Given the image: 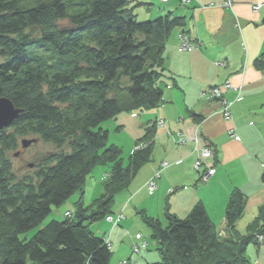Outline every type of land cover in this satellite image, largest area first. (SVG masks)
Here are the masks:
<instances>
[{"label": "trees", "instance_id": "obj_1", "mask_svg": "<svg viewBox=\"0 0 264 264\" xmlns=\"http://www.w3.org/2000/svg\"><path fill=\"white\" fill-rule=\"evenodd\" d=\"M140 5L131 0H0V98L21 111L0 131V264H110L107 241L88 226L113 213L115 194L151 161L156 131L155 124L145 126L136 141L143 148L124 161L121 149L107 144L101 124L162 103L163 52L172 32L186 25L183 16L169 12L138 22L134 12ZM253 63L264 73V47ZM27 135L59 152L41 161L36 181L29 176L17 181L4 156ZM103 164L111 168L100 198L89 206L80 198L61 221L20 239L38 228L52 207L82 194L88 174ZM260 180L264 186V168ZM246 201L244 193L232 189L223 235L203 204L180 219L166 209L165 226L142 212L160 259L145 264H252L244 254L249 243L264 239V204L241 235L236 227Z\"/></svg>", "mask_w": 264, "mask_h": 264}, {"label": "crops", "instance_id": "obj_2", "mask_svg": "<svg viewBox=\"0 0 264 264\" xmlns=\"http://www.w3.org/2000/svg\"><path fill=\"white\" fill-rule=\"evenodd\" d=\"M131 1L144 4L138 6L137 11H141L147 20L169 12L183 16L186 25L172 32L163 52L162 103L143 115L140 113L143 122L139 124L140 130L135 129L132 150L144 135L145 126L155 124L152 161L150 166L144 165L138 170L127 187L128 198L124 197L120 208H115L112 213L122 212L125 219L120 225L127 230L123 232L120 225L116 228L109 225L103 230L102 236L110 241L112 252L127 243L128 236L131 246H137L141 241L148 248L141 232L138 233L140 240L135 239L138 234L133 236L131 232L137 212H144L163 225L166 209L180 219L187 217L195 205L203 204L220 234L232 189H238L247 199L252 198L253 210L264 204L261 174L255 180H249L256 168H264V73L257 71L253 63L264 47V4L256 13L250 9L251 5L264 3V0H233L231 9L223 8L224 0H190L187 7L180 5L179 0H168L167 3ZM182 32L197 46L194 50H177L178 36ZM227 82L241 89V100L236 101L238 95L233 90L223 94L231 106V118L224 120L219 101L201 96ZM135 117L132 113L131 118ZM257 118L261 121H255ZM231 129L237 140L228 135ZM203 147L212 151L206 166L212 165L216 171L208 183L198 180L193 170L198 149ZM163 162L168 165L157 179L156 191L151 196L146 182L154 177ZM68 209L70 207L63 212ZM217 220L220 225L215 223ZM117 239L121 246L114 244ZM255 247L249 252L251 263L264 264V245L256 244ZM144 256V264L159 261L150 252ZM124 260L128 264H141L130 254L113 264L118 261L123 264Z\"/></svg>", "mask_w": 264, "mask_h": 264}, {"label": "rangeland", "instance_id": "obj_3", "mask_svg": "<svg viewBox=\"0 0 264 264\" xmlns=\"http://www.w3.org/2000/svg\"><path fill=\"white\" fill-rule=\"evenodd\" d=\"M167 1L168 0H165L163 3H167ZM178 2L183 7H187V5H189V3L191 1L190 0H179ZM263 4L264 3H256L255 5H251L250 9L252 10V12L256 13ZM232 5H233V0H224V3L222 6H223V8L225 7V8L231 9ZM137 10H138V8L135 9L134 14L138 15L137 16L138 22L139 21H150V20H152V19L147 20V18H144V14H142L141 11H137ZM64 24H65V22H64ZM179 35L182 36V35H185V33L182 32ZM186 36L188 37V39L190 41L189 36L187 34H186ZM192 45L194 46V49L197 47L195 44H192ZM194 49H192V50H194ZM177 50L179 51V44L177 45ZM192 50H189V51H192ZM1 62H2V60H0V63ZM224 85H225V87H224ZM218 87H221V89H222L220 91V93H221L220 96H222V98L218 99L220 107H221L220 115H221V117L224 118V120H229L231 118L230 117V107L231 106H230V103H228L224 99L223 94L228 92L229 90H233L238 95V98L236 99V101H239V99L241 100V97L239 95L241 89L239 87L235 88L234 86L230 85L229 82L224 83L223 85L218 86ZM214 88H217V87H214ZM201 97H204L205 99H207V98L210 99V97H207V94L205 96H201ZM224 109H226V110H224ZM147 112H149V110L148 111L145 110L143 112H133V113H135V116H136L133 119L131 118L132 113L123 112L121 115L117 116L115 119H111V120L106 121V122L101 124V127L104 130H106L108 133L107 144L108 145L114 144V145L118 146L121 149V152H122L121 154H122V158L124 161H126L128 156L131 154L130 152L133 148L132 145H134V141H135V139H134L135 129H139V130L141 129V128H138L139 124H141L143 122L141 115H143V113H147ZM225 112H226V115H225ZM140 113H141V115H140ZM120 116H121V119H120ZM260 118H257L255 121L260 122L261 121ZM228 135H230L235 140L238 139V138H236L233 129L229 130ZM193 140H195V138H193ZM22 141H24V142L29 141L30 143L25 148L22 146V143H21ZM195 142H197V140ZM140 146L136 147V145H135L134 149L135 148L136 149H138V148L142 149L143 147H140ZM203 148H206V147H203ZM134 149L132 150V152L134 151ZM201 149L202 148L198 149V154H197V157H196L195 162L193 164V170H194V172L197 173L198 180H201L205 183H208L210 177L205 178L203 180V176H205V174L210 169L214 171L213 173L209 174L210 176H213L216 172L215 169L212 167V165H210L209 167L206 166V160H209V158L212 157V151L210 149L206 148L210 153L209 157L208 158H202L203 156L201 154V152H202ZM62 150L65 152H68V147L63 146ZM56 152H59V151L54 145H52L50 143H48V144L43 143L38 137H36L34 135H27V137L18 138L16 150L6 152L4 157H5V159H8L10 161L11 167H12L11 168L12 174L17 181L23 177H28V176L31 177L32 179H34V181H36L35 175H36L37 171L39 170L38 167H39V164L41 163V161L44 160L45 158H47V156H49V154L56 153ZM263 156H262V158H263ZM151 161H152V159H151ZM199 161H201V163L203 162V164L200 165L201 167L199 166L198 170H196L195 165ZM149 162H147L144 167L150 166ZM163 163H166V162H163ZM261 163H262V161H261ZM166 164L168 165V163H166ZM110 168L111 167L108 164L95 166L87 176V179L83 185L82 194H80V192H76L69 198L70 200L67 203H65L62 207H59V208L52 207L51 214L43 220L41 225L38 226V228L31 229V231L27 232L26 234H21L20 239L31 238V236L37 230L41 229V227L50 223L52 220L61 221L62 216L60 215V213L62 214V212L64 211L63 209L72 207L73 202L79 200L80 198H82V204L84 206H89V205L93 204L94 201L96 199L100 198L101 194H103L102 183H103L107 173L110 171ZM260 169L256 168V170H254V172H252L249 180L253 181L258 177V175L262 174L263 169H261V170ZM163 170L164 169H161V165H160L159 169L156 170V172L159 173V176L157 177V179H159L161 177V174H162L161 172ZM156 172L154 174H156ZM157 179H156V181H157ZM156 181H155V183H156ZM156 188H157V186H156ZM147 191H148L149 195L154 196V192L156 190L153 193H149V189L147 186ZM126 196H127V188H125L124 190L115 194V199H114V202L111 206L112 212L114 211L115 208H118V209L120 208L119 205H120L122 199L124 197L126 199L128 198ZM251 199H249V198L247 199V201H246L247 204H246V207L243 211L244 214L242 215L240 220L237 222L238 224H237L236 228H237V231L239 232V234H241V235H244V233H246L245 232L246 225H248L249 222H251L258 213L256 209L253 210L254 207L251 206L253 201ZM72 211H73V209L71 210V212ZM108 217L113 218V221H111V222L108 221L107 220ZM134 217L136 219L133 221V225H132L133 228H132L131 232L134 233L133 236H135V234H138L141 232L142 238L145 241H147V243H148V248H147V244H145L144 242H141V241H139L140 243L138 242L139 244L137 246H131V240L129 239V236L127 238L128 242L122 243V246L120 245V239H117V242H115L114 244L120 245L121 248L119 250H117L116 248L113 250L112 255L110 257V264L116 263L118 258L123 260V258H126L128 256V254L135 257L137 261L141 262V264H144V262H145V260H144L145 256L144 255H146L149 252L151 254H155L158 257V254L156 251V243L152 238H150L151 228L145 224L143 217H142V212H137V214H135ZM116 219L118 221L116 223H114L116 221ZM124 219L125 218H124L122 212H119L115 215H113V214L107 215V216H105V220L96 221V222L90 224L88 226V230H90L94 235L96 234L97 236L101 237L103 235V232H104L103 230L105 229V227H110L109 225H111V228H116L117 226H119L121 224V222ZM129 222H131V221H129ZM215 223L217 225H220L219 220H217ZM107 224H108V226H107ZM165 224H166V221L163 223V226H165ZM126 225H127V223H126ZM122 227H124V226H122ZM119 228L121 230H123V228H121V225ZM124 228H125L124 230H127L126 227H124ZM107 229L109 232L110 229L109 228H107ZM124 230H123V232H125ZM123 235H124V233H123ZM258 238H260V237H258ZM135 239L140 240L141 239L140 234L135 236ZM105 240L107 241L108 249L109 248L111 249L110 241L107 239H105ZM257 240L259 241V239H257ZM142 248H144V250L141 252L142 254L140 255L139 253H140ZM251 249L254 250V249H256V247L254 244L249 243V245H247V247H246L244 255L249 257L250 256L249 252ZM127 251H128V253H127ZM158 259H159V257H158ZM126 262L127 261L124 260L123 264H128ZM118 264H119V261H118Z\"/></svg>", "mask_w": 264, "mask_h": 264}, {"label": "built area", "instance_id": "obj_4", "mask_svg": "<svg viewBox=\"0 0 264 264\" xmlns=\"http://www.w3.org/2000/svg\"><path fill=\"white\" fill-rule=\"evenodd\" d=\"M162 2H164L165 0H161ZM178 44H179V51L180 52H183V51H189V50H192L194 49V46L190 43L188 37L186 35H179L178 36ZM225 87V85H224ZM221 87H217V88H213L211 90H209L208 92L206 93H203L202 96H205L207 94V97H210V100H214V99H221L222 96H220V91H221ZM226 110V109H224ZM225 115H226V112H225ZM183 142V140H182ZM140 147H143L142 145ZM202 152V158H208L209 157V151L206 149V148H202L201 149ZM203 162L201 163V161H199L198 163H196L195 165V169L198 170L199 166L202 165ZM167 167V164L166 163H162L161 164V169H165ZM201 167V166H200ZM214 171L213 170H208V172L205 174V176H203V180L205 178H209L211 173H213ZM203 175V174H202ZM159 176V173L156 172V174L154 175V177L152 179H150L146 185L148 186V189H149V193H153L155 190H156V184H155V181L157 179V177ZM65 215H68V213H66ZM108 221H113V218L111 217H108L107 218ZM118 220L116 219V221L114 223H116ZM220 235H223V232H220ZM259 241H263L261 240L262 238H258Z\"/></svg>", "mask_w": 264, "mask_h": 264}, {"label": "water", "instance_id": "obj_5", "mask_svg": "<svg viewBox=\"0 0 264 264\" xmlns=\"http://www.w3.org/2000/svg\"><path fill=\"white\" fill-rule=\"evenodd\" d=\"M21 111L16 109L12 103L6 98H0V131L8 128L20 115ZM22 146H26L29 141H22Z\"/></svg>", "mask_w": 264, "mask_h": 264}, {"label": "bare ground", "instance_id": "obj_6", "mask_svg": "<svg viewBox=\"0 0 264 264\" xmlns=\"http://www.w3.org/2000/svg\"><path fill=\"white\" fill-rule=\"evenodd\" d=\"M211 90V89H210ZM203 94V93H202ZM260 238H262L261 240H263V241H258V243L257 244H263L264 245V239H263V237H260Z\"/></svg>", "mask_w": 264, "mask_h": 264}]
</instances>
